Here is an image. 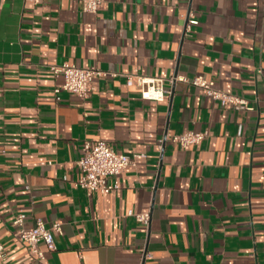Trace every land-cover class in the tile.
Returning a JSON list of instances; mask_svg holds the SVG:
<instances>
[{
  "label": "crops",
  "instance_id": "0c3cea01",
  "mask_svg": "<svg viewBox=\"0 0 264 264\" xmlns=\"http://www.w3.org/2000/svg\"><path fill=\"white\" fill-rule=\"evenodd\" d=\"M198 20L189 29V19ZM96 68L85 99L51 66ZM127 75L163 78L162 101ZM203 75L253 110L223 106ZM207 132L182 147L170 135ZM141 154L120 188L76 186L86 141ZM161 140L162 143H161ZM150 213L148 224L135 214ZM63 225L39 262L16 214ZM0 264H264L263 0H0Z\"/></svg>",
  "mask_w": 264,
  "mask_h": 264
},
{
  "label": "built area",
  "instance_id": "2783aa9c",
  "mask_svg": "<svg viewBox=\"0 0 264 264\" xmlns=\"http://www.w3.org/2000/svg\"><path fill=\"white\" fill-rule=\"evenodd\" d=\"M103 0H83V10L86 12L96 13ZM264 8V0H263ZM198 20L189 19L186 27L189 29L192 25L197 24ZM56 75L63 76V84L55 89L56 93L65 90L82 99L90 96L94 90L93 79L95 76H106L107 73L96 68H84L64 62L59 65L51 66ZM133 75H127V84L134 85L141 90L142 97L149 100L162 101L165 99L169 89L165 87L164 79L141 76L136 78ZM171 81L186 82L200 87L207 95L218 100L223 106L231 105L238 110H253L251 105L243 96L226 92L216 87L215 82L203 75L194 77L177 75L172 77ZM207 132L185 131L180 134H171V139L186 147L192 144H199ZM163 140H161L162 143ZM141 154H123L118 153L111 144L103 140L86 141L83 147V154L77 161L81 175L75 181V185L83 188L89 195L98 192L102 194L110 193L120 188V174L129 166L136 165V160ZM136 218L148 224L150 213H137ZM28 216L26 213L16 214L13 218V224L18 231V238L25 243L29 252L39 262L47 263L48 258L46 251L41 247L45 244L47 249L54 251L57 248L55 235L63 233L61 222H45L42 218H37L34 225H27ZM7 251L4 244L0 241V261L7 259Z\"/></svg>",
  "mask_w": 264,
  "mask_h": 264
}]
</instances>
